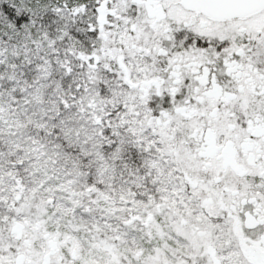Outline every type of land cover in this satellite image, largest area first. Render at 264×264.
<instances>
[{
	"label": "snow or ice",
	"instance_id": "6c2138e0",
	"mask_svg": "<svg viewBox=\"0 0 264 264\" xmlns=\"http://www.w3.org/2000/svg\"><path fill=\"white\" fill-rule=\"evenodd\" d=\"M0 264H264V0H0Z\"/></svg>",
	"mask_w": 264,
	"mask_h": 264
}]
</instances>
